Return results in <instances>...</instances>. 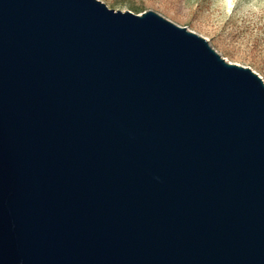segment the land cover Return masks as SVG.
Wrapping results in <instances>:
<instances>
[{"label":"water","instance_id":"95a60500","mask_svg":"<svg viewBox=\"0 0 264 264\" xmlns=\"http://www.w3.org/2000/svg\"><path fill=\"white\" fill-rule=\"evenodd\" d=\"M0 264H264V82L153 10L0 0Z\"/></svg>","mask_w":264,"mask_h":264},{"label":"rangeland","instance_id":"374dc122","mask_svg":"<svg viewBox=\"0 0 264 264\" xmlns=\"http://www.w3.org/2000/svg\"><path fill=\"white\" fill-rule=\"evenodd\" d=\"M114 10H153L206 38L227 62L249 67L264 82V0H101Z\"/></svg>","mask_w":264,"mask_h":264},{"label":"clouds","instance_id":"9594fccd","mask_svg":"<svg viewBox=\"0 0 264 264\" xmlns=\"http://www.w3.org/2000/svg\"><path fill=\"white\" fill-rule=\"evenodd\" d=\"M223 2L229 4V0H223Z\"/></svg>","mask_w":264,"mask_h":264}]
</instances>
